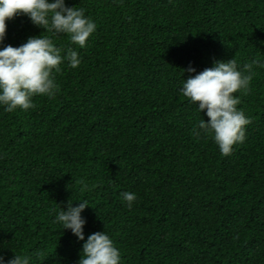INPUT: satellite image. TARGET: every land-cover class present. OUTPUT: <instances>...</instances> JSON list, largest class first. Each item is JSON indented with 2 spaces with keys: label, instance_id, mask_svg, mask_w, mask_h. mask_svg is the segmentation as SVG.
Instances as JSON below:
<instances>
[{
  "label": "trees",
  "instance_id": "trees-1",
  "mask_svg": "<svg viewBox=\"0 0 264 264\" xmlns=\"http://www.w3.org/2000/svg\"><path fill=\"white\" fill-rule=\"evenodd\" d=\"M66 6L97 25L82 49L53 37L81 64L65 61L56 95L34 97L31 110L0 107V255L78 264L84 241L54 221L87 200L85 241L104 231L121 264H264V69L234 94L252 122L228 156L193 134L208 118L180 91L190 66L264 61V0ZM6 24L0 47L51 35L26 16ZM124 192L137 196L130 209Z\"/></svg>",
  "mask_w": 264,
  "mask_h": 264
},
{
  "label": "clouds",
  "instance_id": "clouds-1",
  "mask_svg": "<svg viewBox=\"0 0 264 264\" xmlns=\"http://www.w3.org/2000/svg\"><path fill=\"white\" fill-rule=\"evenodd\" d=\"M19 16H26L34 26L43 29L42 33L51 35L29 37L18 47H0V107L8 113L31 110L36 96L53 98L59 90L55 74L61 72V65L66 61L68 67L76 69L81 64L77 51L56 46L53 37L67 35L72 44L82 49L97 28L84 8L68 7L66 0H0V45L6 37V21ZM257 69H264V61L254 59L242 67L235 59L214 61L212 67L195 75L194 67L183 70L189 78L183 81L182 96L208 118L207 122L199 121L193 134L210 135L224 156L246 140V126L252 121L237 107L241 101L234 94H247ZM86 188L84 185L81 190ZM121 196L129 209L137 200L134 192ZM86 208L87 200L76 206L67 203L66 210L61 209L54 221L70 230L77 241H84L78 264H121L119 249L104 231L90 234L85 241L86 221L81 214ZM0 264H32V259L14 254L6 260L0 255Z\"/></svg>",
  "mask_w": 264,
  "mask_h": 264
}]
</instances>
